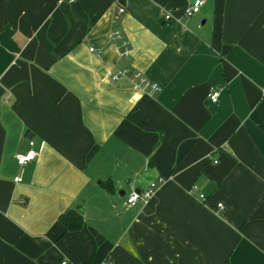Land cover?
Returning <instances> with one entry per match:
<instances>
[{
	"label": "crops",
	"instance_id": "1",
	"mask_svg": "<svg viewBox=\"0 0 264 264\" xmlns=\"http://www.w3.org/2000/svg\"><path fill=\"white\" fill-rule=\"evenodd\" d=\"M192 2L0 0V264H264V0Z\"/></svg>",
	"mask_w": 264,
	"mask_h": 264
},
{
	"label": "built area",
	"instance_id": "2",
	"mask_svg": "<svg viewBox=\"0 0 264 264\" xmlns=\"http://www.w3.org/2000/svg\"><path fill=\"white\" fill-rule=\"evenodd\" d=\"M74 0H69V2H73ZM203 5V0H193V2L191 3L190 6L187 7V9L184 12V16L186 18L192 17L196 14L199 13L200 8ZM118 14H122L124 13V9L122 7H118L117 10ZM165 20H169L170 16L166 15ZM113 38L115 39H120L121 40V36L120 33L115 31L113 33ZM121 47H122V55L123 56H127L128 52L126 49V44L125 42L121 43ZM90 52H93L94 49H89ZM126 72H122V73H118L114 78H117L120 75H124ZM133 79L138 81L139 86L143 87V88H151L155 91H158V87L152 83H150L147 79L143 78L140 74L135 73L132 75ZM263 95H264V89L262 91ZM219 96V93L217 91H212L209 95H208V101L211 103H216L217 102V98ZM37 158V152L34 149V143L32 141H29V150L24 153V154H16L15 155V160L18 164L19 167H24L29 163H32L36 160ZM21 179L19 177L15 178V182H20ZM163 180L162 179H158L155 182L150 183V185L148 186L147 189L143 190V191H139L136 192L134 190H132L125 198V204L130 206V205H134L137 202L141 201L144 204H147L152 197L154 196L157 187L160 183H162ZM192 190H196V187L193 186ZM199 199L201 201L205 200V197L203 195H199ZM221 205H218V208H220ZM103 264H115L113 261H111L110 259H106Z\"/></svg>",
	"mask_w": 264,
	"mask_h": 264
},
{
	"label": "trees",
	"instance_id": "3",
	"mask_svg": "<svg viewBox=\"0 0 264 264\" xmlns=\"http://www.w3.org/2000/svg\"><path fill=\"white\" fill-rule=\"evenodd\" d=\"M58 221L68 232H78L83 225V218L77 210H66L58 216Z\"/></svg>",
	"mask_w": 264,
	"mask_h": 264
},
{
	"label": "water",
	"instance_id": "4",
	"mask_svg": "<svg viewBox=\"0 0 264 264\" xmlns=\"http://www.w3.org/2000/svg\"><path fill=\"white\" fill-rule=\"evenodd\" d=\"M29 135H30V134H29L28 131H27V132L25 133V137H26V138H29ZM136 192H139V191H136Z\"/></svg>",
	"mask_w": 264,
	"mask_h": 264
}]
</instances>
